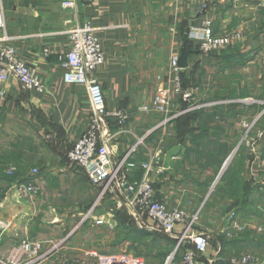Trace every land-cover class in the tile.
<instances>
[{
	"label": "crops",
	"instance_id": "obj_1",
	"mask_svg": "<svg viewBox=\"0 0 264 264\" xmlns=\"http://www.w3.org/2000/svg\"><path fill=\"white\" fill-rule=\"evenodd\" d=\"M64 1L3 0L17 55L37 70L45 91L28 90L13 76L0 82V252L29 238L43 242L39 264H89L92 251L128 249L143 264H182L193 248L188 241L172 254L181 228L163 234L167 241L153 237L152 222L137 215L118 189L85 218L100 190L68 154L90 125L91 102L86 87L65 81L58 57L70 50L68 31L89 22L105 54L94 77L107 108L132 113L124 133H117L115 121L106 122V134L114 135L113 165L139 140L138 162L161 155L163 170L150 177L156 199L188 215L200 211L196 228L209 245L196 264H233L244 257L248 264H264V136L256 140L264 133V0H69L72 9H64ZM208 21L214 34L231 38L229 47L200 50L192 31ZM174 57L179 71L172 67ZM178 82L194 95L195 109L175 94ZM161 90L179 112L166 125L163 114L138 110ZM245 119L257 120L250 148ZM176 148L178 155L164 168ZM14 166L20 174L12 179ZM33 169L40 171L42 191L20 197L16 185ZM123 177L141 179L143 172ZM234 223L239 229L229 238Z\"/></svg>",
	"mask_w": 264,
	"mask_h": 264
},
{
	"label": "built area",
	"instance_id": "obj_2",
	"mask_svg": "<svg viewBox=\"0 0 264 264\" xmlns=\"http://www.w3.org/2000/svg\"><path fill=\"white\" fill-rule=\"evenodd\" d=\"M236 3L238 0H229ZM64 9L75 7L73 1L66 0L62 3ZM0 82H6L10 77H15L28 90L44 92L45 85L41 82L37 70L23 62L17 55L15 42L16 37L10 35L7 30V23L4 11L3 0H0ZM71 42L70 50L67 54L58 57L59 65L64 71V79L67 83H75L86 87L92 108V115L88 129L81 135L78 141L68 154L70 163L85 171L92 184L100 188L99 200L89 211L86 218L93 213L99 201L108 192L118 189L126 196V203L133 211L146 216L152 223L153 230L166 236H173L178 228L181 234L177 238L175 252L181 250L186 242H191L193 248L187 249L183 254L182 264H196L200 255L206 252L209 241L208 238L199 233L196 225L199 221L200 211L194 215H188L181 209L169 208L164 202L156 199L154 186L151 181V174L155 171L163 170V160L161 155H155L147 162H138L136 156L139 153L143 141L139 140L132 145L126 154L114 166L111 160L110 142L114 135L106 134L105 126L108 120L115 121L119 134L124 133L129 125L132 113L125 110L110 111L107 108L106 97L102 85L94 77L97 70L105 63V54L102 44L96 35L95 29L87 22L81 27H76L68 31ZM193 38L199 41L200 50L203 53H213L221 51L231 44L229 36L214 34L212 22L205 23L202 30H193ZM49 52L46 51V55ZM172 67L179 71L178 58L171 60ZM264 64V56H263ZM175 94L182 96L184 101L195 109L194 95L184 91L180 83H177ZM2 95V94H1ZM259 117L264 115V103ZM173 103L166 91H158L148 107H141L138 110L144 113L157 112L164 115L161 125H166L179 117V112H174ZM257 120L245 119L243 122L244 142L247 147H251L255 141L252 139V130ZM264 136L260 132L256 140ZM140 170L143 177L139 180H129L120 175H127L132 171ZM16 167H11L9 175H14ZM38 169H34L32 177H27L16 185V192L20 197L32 198L40 195L42 191L41 183L38 180ZM120 208L124 207V202H119ZM103 223L97 221L98 225ZM237 224H231L227 237L233 238ZM0 234V249H1ZM43 242L37 239L22 238L15 241L7 254L0 252V264H39L44 257ZM175 254V253H173ZM250 257L232 260L233 264H248ZM89 264H143L140 257L133 256L128 252H114L102 254L92 251L89 254Z\"/></svg>",
	"mask_w": 264,
	"mask_h": 264
},
{
	"label": "rangeland",
	"instance_id": "obj_3",
	"mask_svg": "<svg viewBox=\"0 0 264 264\" xmlns=\"http://www.w3.org/2000/svg\"><path fill=\"white\" fill-rule=\"evenodd\" d=\"M249 121H251V120L249 119ZM14 167H15V166H14ZM33 170H34V169H33ZM33 170L30 171V173L27 174L26 176L32 177V172H33ZM38 171H39V170H38ZM39 173H40V171H39ZM18 174H20V172H19L18 169H17V171H16V173H15L14 175L11 176V175L8 174V177H9V178H12V179H15V178H17ZM39 175H40V174H39ZM22 176H23V175H21V177H22ZM38 178H39V176H38ZM133 180H134V179H133ZM135 180H139V179H135ZM17 181H18V180H17ZM98 190H100V189L98 188ZM38 196H39V195H38ZM38 196H36V197H38ZM28 199H29V198H28ZM137 215H139L138 212H137ZM85 218H86V217H85ZM151 235H152L153 237H155V238L158 237L160 240L167 241V240L164 238L163 234L161 235V233L155 232V233H153V234H151ZM152 236H151V237H152ZM18 240H19V239H18ZM142 249H143V246H140L139 249H138V251H137V247H135L134 252L137 253V252H139V250H142ZM130 250H131V249H128V253H130ZM174 250H175V248H174ZM174 250H173L172 254H173V253H175V254L177 253V252H175ZM130 254H131V253H130ZM138 254H139V253H138ZM139 255H140V254H139ZM133 256H134V255H133ZM170 256H171V255H170Z\"/></svg>",
	"mask_w": 264,
	"mask_h": 264
},
{
	"label": "water",
	"instance_id": "obj_4",
	"mask_svg": "<svg viewBox=\"0 0 264 264\" xmlns=\"http://www.w3.org/2000/svg\"><path fill=\"white\" fill-rule=\"evenodd\" d=\"M180 65V64H179ZM181 67V66H180ZM179 150L180 148H176L175 150L169 152L167 155H166V158H165V162H164V168H168L171 161H172V158L177 156L178 153H179ZM22 182V181H20Z\"/></svg>",
	"mask_w": 264,
	"mask_h": 264
}]
</instances>
